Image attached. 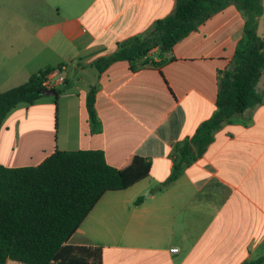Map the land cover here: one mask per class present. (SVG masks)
I'll return each instance as SVG.
<instances>
[{"label":"crops","instance_id":"crops-1","mask_svg":"<svg viewBox=\"0 0 264 264\" xmlns=\"http://www.w3.org/2000/svg\"><path fill=\"white\" fill-rule=\"evenodd\" d=\"M261 3L257 33L264 40ZM174 6L0 0V92L47 66L53 78L64 77L56 97L20 103L0 121V164L37 165L56 150L81 149L101 150L116 167L131 154L150 160L148 176L104 192L65 243L100 247L101 264H244L264 255V73L256 85L262 101L223 122L165 183L173 144L191 138L215 110L218 71L243 36L237 2L228 0L170 50L152 49L133 69L125 60L101 71L92 65ZM91 88L95 126L86 107Z\"/></svg>","mask_w":264,"mask_h":264},{"label":"trees","instance_id":"trees-1","mask_svg":"<svg viewBox=\"0 0 264 264\" xmlns=\"http://www.w3.org/2000/svg\"><path fill=\"white\" fill-rule=\"evenodd\" d=\"M227 1L175 0L171 13L155 20L149 30L118 42L112 53L97 58L92 65L101 71L112 61L125 60L133 69L152 49L157 48L160 55L170 50ZM235 1L245 15L243 36L228 66L218 71L215 110L191 138L173 144V164L165 183L179 176L183 162L201 154L223 122L262 101L256 89L264 73V40L257 33L262 3ZM53 70L47 66L24 83L0 92V121L16 105L31 104L43 97L47 88L42 83ZM94 91L91 88L86 97L93 126ZM149 171L146 157L131 154L116 167L107 163L101 150L84 149L56 150L37 165L0 164V264L8 259L25 264H101L100 247L66 245V241L104 192L128 188ZM263 260L264 255L244 264H260Z\"/></svg>","mask_w":264,"mask_h":264},{"label":"built area","instance_id":"built-area-1","mask_svg":"<svg viewBox=\"0 0 264 264\" xmlns=\"http://www.w3.org/2000/svg\"><path fill=\"white\" fill-rule=\"evenodd\" d=\"M54 76L49 73L46 75V78L43 81V86L48 88H55V85L62 83L64 81V77L63 76H59L58 78L54 79Z\"/></svg>","mask_w":264,"mask_h":264},{"label":"water","instance_id":"water-1","mask_svg":"<svg viewBox=\"0 0 264 264\" xmlns=\"http://www.w3.org/2000/svg\"><path fill=\"white\" fill-rule=\"evenodd\" d=\"M43 95L56 96L57 95V90L55 88H48V89L43 91Z\"/></svg>","mask_w":264,"mask_h":264},{"label":"rangeland","instance_id":"rangeland-1","mask_svg":"<svg viewBox=\"0 0 264 264\" xmlns=\"http://www.w3.org/2000/svg\"><path fill=\"white\" fill-rule=\"evenodd\" d=\"M54 79H56V77Z\"/></svg>","mask_w":264,"mask_h":264}]
</instances>
